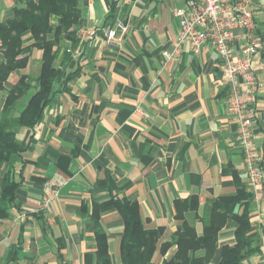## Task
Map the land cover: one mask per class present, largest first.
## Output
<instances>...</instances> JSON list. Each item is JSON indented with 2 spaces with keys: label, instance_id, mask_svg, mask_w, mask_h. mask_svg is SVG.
<instances>
[{
  "label": "crops",
  "instance_id": "obj_1",
  "mask_svg": "<svg viewBox=\"0 0 264 264\" xmlns=\"http://www.w3.org/2000/svg\"><path fill=\"white\" fill-rule=\"evenodd\" d=\"M21 1L0 0V21L11 18ZM262 4L254 0L264 55ZM78 7V28L95 29L96 35L78 57L76 46L60 41V49L71 53L64 72L76 75L56 84V95L33 129L17 131L24 151L10 160L19 185L7 218L0 219V264H100L92 207L112 194L138 204L144 229L163 230L152 258L161 264L175 247L161 254L160 245L184 223L175 218L174 202L197 196L201 217L208 202L236 193V179L252 194L249 221L259 246L242 264H264V185L253 190L247 184L221 61L208 44L197 56L187 46L180 55L163 56L172 51L174 11L184 9L185 0H78ZM117 21L126 33L119 45L107 44L104 29ZM23 40L31 43L30 34ZM40 67L41 51L32 49L27 66L10 74L6 89L21 75L34 85ZM259 80L254 144L264 169V71ZM3 97L0 93V108ZM57 183L58 197L42 210V197ZM186 220L200 236L202 224L189 215ZM98 227L106 234L111 264H121L119 213L102 209ZM234 228L227 221L220 230L209 264H218L221 248L234 244Z\"/></svg>",
  "mask_w": 264,
  "mask_h": 264
},
{
  "label": "trees",
  "instance_id": "obj_2",
  "mask_svg": "<svg viewBox=\"0 0 264 264\" xmlns=\"http://www.w3.org/2000/svg\"><path fill=\"white\" fill-rule=\"evenodd\" d=\"M20 4L13 8L11 18L0 21V93L4 95L0 108V219L7 218V211L17 198L19 184L10 163L14 155L24 151L17 142V131L21 128L33 129L56 95V84L59 81L65 83L76 75V72L65 74L71 53L70 50L60 49L59 43L65 40L73 47L77 46L78 0H22ZM114 10L112 8V13ZM25 34H30L31 43L24 42ZM50 34L51 38H48ZM32 49L41 51L40 73L35 84L30 83L27 75H21L14 86L6 89L5 83L10 74L27 66ZM56 61H59L57 67ZM28 94L26 104L18 110L19 101ZM234 183L236 193L208 202L201 217L197 214V196L174 202L175 218L184 223L172 235L170 242L160 245L161 254L175 247L172 256L161 264H209L217 249L218 233L227 221L235 224L234 244L221 248L218 264H242L246 257L259 252L258 238L256 233L252 234L249 221L252 194L239 179ZM110 207L119 213L123 221L121 264H156L152 258L163 230L144 229L138 204L113 194L102 203L93 202L91 218L95 226L99 263L111 264L106 234L98 227L100 211ZM188 215L192 221L202 224L200 236L196 234L194 223L186 220ZM199 252L202 255H198Z\"/></svg>",
  "mask_w": 264,
  "mask_h": 264
},
{
  "label": "built area",
  "instance_id": "obj_3",
  "mask_svg": "<svg viewBox=\"0 0 264 264\" xmlns=\"http://www.w3.org/2000/svg\"><path fill=\"white\" fill-rule=\"evenodd\" d=\"M174 15L178 18L176 37L172 51L163 52V56L169 59L180 55L185 46L191 55L197 56L205 44L215 51L221 61L227 89V112L237 123V140L247 184L255 190L264 185L262 157L254 144V102L260 73L264 71V55L263 41L255 30L254 0H185V8L175 10ZM126 30L117 21L113 27L104 29V41L119 45ZM95 35V29H76L77 46L73 55L80 56L83 46ZM240 39L242 42L236 47ZM58 186L59 183L49 188L42 197V210L50 200L58 197Z\"/></svg>",
  "mask_w": 264,
  "mask_h": 264
}]
</instances>
